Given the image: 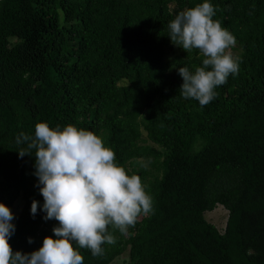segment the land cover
Listing matches in <instances>:
<instances>
[{"label":"trees","instance_id":"16d2710c","mask_svg":"<svg viewBox=\"0 0 264 264\" xmlns=\"http://www.w3.org/2000/svg\"><path fill=\"white\" fill-rule=\"evenodd\" d=\"M200 2L0 0V202L19 204L13 251L37 249L58 224L30 215L43 202L35 158L17 153L18 134L44 121L97 134L152 197L127 232L109 227L102 255L78 249L84 264H264V0H211L241 60L205 106L180 95L177 72L203 57L168 38L169 21ZM218 205L221 232L204 217Z\"/></svg>","mask_w":264,"mask_h":264},{"label":"clouds","instance_id":"9594fccd","mask_svg":"<svg viewBox=\"0 0 264 264\" xmlns=\"http://www.w3.org/2000/svg\"><path fill=\"white\" fill-rule=\"evenodd\" d=\"M215 12L211 0H201L168 23L173 45L189 53L198 50L203 57L194 70L177 69L180 95L200 106L209 104L229 75L239 72L241 60L231 51L235 37L213 19ZM16 143L26 145L17 151L19 157L35 158V186L43 198L42 203L31 201L30 215L35 218L39 208L43 220L58 224L37 249L13 251L8 241L15 232L14 214L0 202V264H84L78 249L102 255L103 245L116 242L110 226L125 233L139 216L153 211L141 177L116 163L114 151L90 130L72 124L50 127L41 121L33 134L20 132Z\"/></svg>","mask_w":264,"mask_h":264},{"label":"rangeland","instance_id":"374dc122","mask_svg":"<svg viewBox=\"0 0 264 264\" xmlns=\"http://www.w3.org/2000/svg\"><path fill=\"white\" fill-rule=\"evenodd\" d=\"M18 207L19 204L16 203L13 207V212L11 210L14 215L15 212H17ZM204 217L209 223L214 225L219 232H221L223 231V228L226 223L227 211L222 206L218 205L214 210L210 212H205ZM113 264H122V259H116Z\"/></svg>","mask_w":264,"mask_h":264}]
</instances>
